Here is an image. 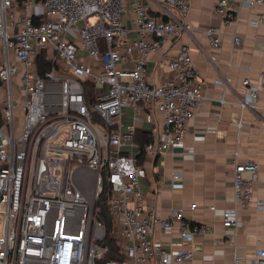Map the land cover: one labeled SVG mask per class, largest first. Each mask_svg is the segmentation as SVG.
Here are the masks:
<instances>
[{"label":"built area","instance_id":"built-area-1","mask_svg":"<svg viewBox=\"0 0 264 264\" xmlns=\"http://www.w3.org/2000/svg\"><path fill=\"white\" fill-rule=\"evenodd\" d=\"M243 4H261L251 24L264 23V0L237 5L216 0L214 10L235 25ZM190 7V0H0V264L191 262V248H165L152 233L155 228L172 233L178 223L177 232L189 241L202 226L184 221L183 208L169 214L144 208V168L137 158L140 152L161 155L182 148L204 99L187 45L162 58L169 76L158 84L146 80L149 55L168 39L191 32ZM205 34L212 47L220 45L217 26H208ZM41 53L51 63L43 72L36 62ZM84 81L93 86L92 102L85 97ZM242 84L247 96L236 103L252 107L264 91V70L258 86L247 78ZM128 107L132 122H125ZM146 109V121L155 125L151 111L160 112L162 120L151 140L139 146L134 121ZM214 132L205 129L196 138ZM228 154L234 205L221 212L226 229L241 225L238 209L254 201L258 173L257 163L240 160L237 148ZM103 182L113 236L121 238L120 260L105 258V228L96 206ZM170 185L182 186L179 172L172 173ZM255 208L263 209V200H256ZM233 264H264V247L249 261L235 258Z\"/></svg>","mask_w":264,"mask_h":264},{"label":"crops","instance_id":"crops-1","mask_svg":"<svg viewBox=\"0 0 264 264\" xmlns=\"http://www.w3.org/2000/svg\"><path fill=\"white\" fill-rule=\"evenodd\" d=\"M188 14L192 25L190 33L170 38L162 48L148 58L146 80L158 84L171 73L161 62L173 56L181 45H187L194 62L195 73L203 85L204 99L197 106L194 117L188 124L182 148H169L161 155L143 152L138 162L144 168L140 180L144 192V208L169 214L183 208V220L202 226L192 240L184 241L177 232L178 223L172 233L155 228L152 237L165 248H191L192 263L233 264L235 258L249 261L254 252L264 247V208H255L256 200L264 202V91H259L254 106L241 108L236 102L247 96V78L251 85L258 86L260 72L264 70V23L252 25L251 20L262 9L261 4L248 7L242 5L237 23L227 24L215 12L216 0H190ZM237 5L239 0H229ZM126 20V18H125ZM127 21V20H126ZM217 26L221 32L218 47L209 44L205 29ZM240 38L235 43L233 36ZM208 57H213V62ZM4 51L0 45V63ZM221 78L227 84H220ZM18 80L15 79L16 91ZM225 101H221V98ZM21 95L15 97L16 113L21 115ZM2 93L0 91V106ZM132 108L126 109L125 122H132ZM142 116L134 121L136 130L153 132L160 125L162 114H154L155 125ZM240 121V126L238 122ZM205 129H214L204 138L197 139ZM237 148L240 160L257 163V181L254 185V201L249 208L238 209L241 225L226 229L222 226L221 212L232 207V161L228 152ZM173 172L181 174L182 186L172 188ZM196 207L190 209V204ZM215 206L210 209L209 206ZM121 240L119 236H114ZM190 262V263H191ZM189 263V264H190ZM146 264H159L155 259Z\"/></svg>","mask_w":264,"mask_h":264},{"label":"trees","instance_id":"trees-1","mask_svg":"<svg viewBox=\"0 0 264 264\" xmlns=\"http://www.w3.org/2000/svg\"><path fill=\"white\" fill-rule=\"evenodd\" d=\"M37 67L40 72L48 70L51 67V63H49L44 58V53H41L36 58ZM83 87L85 90V97L88 102H92L94 100V89L90 82L84 81ZM1 120V114H0ZM152 134L147 131H140L135 130L134 134V141L139 145L142 146L144 143H147L151 140ZM142 152L138 154V160ZM107 192H108V185L106 182H103V188L99 197L96 201V206L98 207V217L103 223L105 228V237L103 239V243L107 246V251L105 253V258L108 259H122L121 252L119 245L117 244V240L113 236V224L111 221V217L109 214V207L107 203Z\"/></svg>","mask_w":264,"mask_h":264}]
</instances>
